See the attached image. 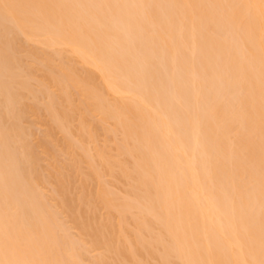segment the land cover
I'll return each mask as SVG.
<instances>
[{
    "label": "bare ground",
    "instance_id": "obj_1",
    "mask_svg": "<svg viewBox=\"0 0 264 264\" xmlns=\"http://www.w3.org/2000/svg\"><path fill=\"white\" fill-rule=\"evenodd\" d=\"M0 264H264V0H0Z\"/></svg>",
    "mask_w": 264,
    "mask_h": 264
}]
</instances>
